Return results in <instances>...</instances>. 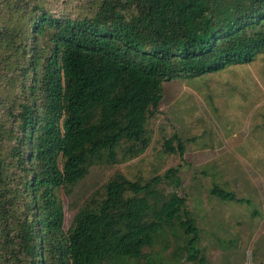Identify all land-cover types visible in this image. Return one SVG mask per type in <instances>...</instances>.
<instances>
[{"label": "trees", "instance_id": "trees-1", "mask_svg": "<svg viewBox=\"0 0 264 264\" xmlns=\"http://www.w3.org/2000/svg\"><path fill=\"white\" fill-rule=\"evenodd\" d=\"M62 4L0 0V264L202 263L177 167L147 179L114 172L66 229L61 195L93 166L146 150L163 82L264 50V0ZM163 147L185 152L177 134ZM168 234L172 253L153 251Z\"/></svg>", "mask_w": 264, "mask_h": 264}, {"label": "rangeland", "instance_id": "rangeland-1", "mask_svg": "<svg viewBox=\"0 0 264 264\" xmlns=\"http://www.w3.org/2000/svg\"><path fill=\"white\" fill-rule=\"evenodd\" d=\"M56 9L63 0H52ZM74 10L75 3H67ZM66 4V5H67ZM149 145L139 156L91 168L69 194L61 195L64 227L86 200L97 196L116 171L130 179L162 175L177 167L181 185L195 218L203 262L180 264H264V50L253 60L227 65L199 77L163 82L158 112L147 121ZM177 134L185 152L164 150ZM217 185L244 201L222 200L210 193ZM166 192L174 188L162 184ZM156 243L153 251L172 253Z\"/></svg>", "mask_w": 264, "mask_h": 264}]
</instances>
